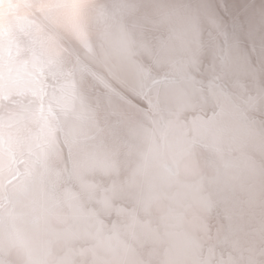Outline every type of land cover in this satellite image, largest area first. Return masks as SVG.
I'll return each instance as SVG.
<instances>
[{"label": "bare ground", "instance_id": "1", "mask_svg": "<svg viewBox=\"0 0 264 264\" xmlns=\"http://www.w3.org/2000/svg\"><path fill=\"white\" fill-rule=\"evenodd\" d=\"M261 179L264 0H0V264H199Z\"/></svg>", "mask_w": 264, "mask_h": 264}, {"label": "rangeland", "instance_id": "2", "mask_svg": "<svg viewBox=\"0 0 264 264\" xmlns=\"http://www.w3.org/2000/svg\"><path fill=\"white\" fill-rule=\"evenodd\" d=\"M137 126L140 127L137 121H134ZM141 127L138 131H140ZM57 133L59 134V128H56ZM89 135V134H88ZM87 134L80 135L79 137L73 140V143L76 144H87L90 140L88 139ZM134 141V142H133ZM67 141L62 139L61 145H59L60 151L63 154L64 161L66 166L70 170L71 177V167L69 164L68 158V143ZM146 143V142H145ZM142 144L139 141L135 140V137L129 141V149L134 153L135 156L140 158L141 165H148L151 162V147L148 148L141 146ZM89 148V147H88ZM150 148V149H149ZM90 149V148H89ZM92 151V150H90ZM157 157L158 162L156 164L162 171L166 182L171 180L172 182L185 180L182 179V176L178 170L177 165L174 164L173 161L167 160L160 162L161 154H154ZM128 173H132L129 171ZM142 175L143 172H140ZM130 176V175H129ZM131 177V176H130ZM133 178V177H132ZM264 181V179H261ZM252 196L260 193V195L256 198L255 201H252L251 204H255L257 208L263 211L260 213L264 216V186L261 187L259 184L254 185V189L250 192ZM193 209H203L208 212L211 209V206L203 203L202 200H199L197 205ZM213 210V209H212ZM210 216L213 218V214L210 213ZM243 221L241 216H238L234 220L224 222V228H221L215 233L211 231L213 228V224H211L205 231H193L189 230L191 228L187 226L178 229V231H184L182 238L186 241H181L188 244V248L185 250L184 257L186 259L189 258L190 253L192 252L194 259L199 262V264H223V261H227L230 257H232L230 262L227 264H264V217H260L256 215V219H252L251 225L254 228V232H251L255 236H260L263 238L262 241H256L252 238L250 232H245L241 230L239 227L240 222ZM103 234H107L108 231L105 230ZM189 230V231H187ZM257 234V235H256ZM75 238L74 233H66L65 239L70 243V245L75 249V244L72 245V242ZM217 245V246H213ZM218 253L220 257L218 256ZM82 258L84 256H81ZM85 258V257H84ZM236 258V259H235ZM182 261L179 259L177 264H180Z\"/></svg>", "mask_w": 264, "mask_h": 264}]
</instances>
